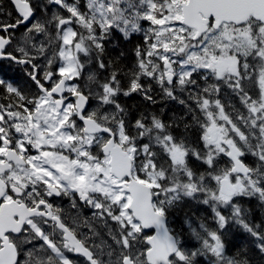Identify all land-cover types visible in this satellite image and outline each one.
<instances>
[{
	"label": "snow or ice",
	"instance_id": "1",
	"mask_svg": "<svg viewBox=\"0 0 264 264\" xmlns=\"http://www.w3.org/2000/svg\"><path fill=\"white\" fill-rule=\"evenodd\" d=\"M12 4L15 21L0 22V59L30 68L38 91L29 95L0 79L10 100L0 104V264H81L72 253L87 264H197L198 256H210V264H250L225 254L223 230L233 223L255 237L264 253V231L247 222L249 209L239 203H264V0ZM50 4L67 15H47ZM0 14L12 16L3 6ZM21 26L25 31L13 45L7 33ZM114 32L126 40L144 35L128 72L105 59ZM40 36L45 39L37 43ZM40 56H46L43 68L34 62ZM93 62L108 72L102 82L96 71L85 72ZM122 76L129 78L126 90ZM142 77L154 80L169 99H178L177 89L187 91V100L178 102L191 123L144 114L133 123L117 98L142 92L155 103ZM222 86L246 115L227 95L222 102ZM92 99L99 104L90 110ZM193 127L199 129L195 140L188 134ZM249 155L251 164L245 162ZM62 195L74 196L73 208L78 197L96 210L94 218L114 221L108 234L117 247L104 241L89 246L76 221L70 227L63 210L49 202ZM185 198L208 205L216 224L211 229L201 221L197 231L186 221L200 242L194 250L170 227L169 213Z\"/></svg>",
	"mask_w": 264,
	"mask_h": 264
},
{
	"label": "trees",
	"instance_id": "2",
	"mask_svg": "<svg viewBox=\"0 0 264 264\" xmlns=\"http://www.w3.org/2000/svg\"><path fill=\"white\" fill-rule=\"evenodd\" d=\"M3 1L7 5V12H11L12 16L9 17L6 14H1L0 21H9L10 23H13L15 21L14 17L16 16V13L11 8V5L7 0ZM9 7L10 11L8 9ZM105 59L106 61H117V66L121 68L124 72H128L129 69H132L133 65L136 62L134 50H132V45L130 46L129 43H122L118 47L108 48V46H106ZM19 71L20 72H18L16 69L12 70L11 67H7L4 69L3 75L7 78L8 81H15L17 76L19 78L20 76H22V80H24V82H30L27 74L22 72L21 70ZM99 72L100 74L106 76L108 75V72L105 70H99ZM128 80L129 78L127 76L121 77V84L122 87L125 88V90L128 86ZM141 83L144 84L146 88L148 87V85H151V91L148 94L152 96L155 103L145 99L144 94L142 92H134L129 96H124L121 94L119 98V103L122 107L127 110L129 118L133 121V123L136 118H139L140 114H144L145 116L156 115L163 119L165 122L169 123L172 122L174 118L185 117V120L191 123V117L186 116L185 105H182L178 102L179 99L187 100V91L181 92L178 89L175 90V94L177 95L178 99L173 100L165 96L160 86L154 80L142 77ZM32 86L33 85L29 86L31 90H33ZM188 103L191 104L193 108H195L194 103H192L191 101H188ZM197 115H199L198 112ZM179 131H183V125H181ZM188 134L193 140H195L199 135V129L193 127ZM195 163L196 162L193 161V164ZM240 204L242 205V207L249 209L248 215L246 216L247 222L253 225H260L261 230L264 231V203H261L256 198H243ZM198 210L199 209L197 208V206H195L191 199L185 198L184 202L178 205V208L175 207L169 213L172 218L178 221L177 230L185 239H188L190 237V232L188 231V223H186V221H188L190 217L193 218L194 213H198ZM232 243L233 247L239 245V248H235L237 251L239 250V259L246 258L250 262V264H264V253H261L260 250L257 248V242L255 241V238L251 236L250 233L246 232L245 230L239 231V240L238 238H234ZM229 245H231L230 240Z\"/></svg>",
	"mask_w": 264,
	"mask_h": 264
},
{
	"label": "flooded vegetation",
	"instance_id": "3",
	"mask_svg": "<svg viewBox=\"0 0 264 264\" xmlns=\"http://www.w3.org/2000/svg\"><path fill=\"white\" fill-rule=\"evenodd\" d=\"M0 6H3V8L5 9V11L7 12V5L5 3H2L4 2L3 0H0ZM9 2V4L11 5V8L14 10V6L12 4V0H7ZM43 3L46 4V0H42ZM2 3V4H1ZM84 3V0H81V4L83 5ZM9 5V6H10ZM9 11H10V7L8 8ZM56 11H61L63 14L67 15L66 12H63L62 9L59 8L58 5H55V4H50V5H47V15H51L52 12H56ZM17 14V13H16ZM0 17H1V14H0ZM142 26L143 27H147V23L146 22H142ZM23 31H25V28H22ZM52 31L54 32V29H52ZM3 34V33H1ZM122 43H129L130 46L132 45V50H134V55H135V48L140 45V46H143L144 44V35L143 33H134L129 39H125L123 37V35L119 32H114L112 37L109 38V40L106 42V46L109 47H118L120 44ZM126 46V45H125ZM10 50H12L14 52V54H17L19 55L18 53H15V50H14V47L13 48H10ZM35 54V53H33ZM51 55V51H49L46 56H50ZM46 56H40L38 57L37 60H35L34 62L37 63L38 65L41 66V68H43L45 65H46ZM7 67H11L12 70L13 69H16L18 72H20L19 70H21L22 72L26 73L28 71H31L30 68H28L27 70H25L24 66H21V65H18L16 64L15 62L13 61H10V60H6V59H2L0 60V79H3L5 80V76L3 75V71L5 68ZM89 68H92V67H97V64L95 62H93L91 65L87 66ZM21 68V69H20ZM55 68H56V65L54 64L53 65V68L52 70L55 71ZM17 75V74H16ZM40 75H42V72L40 73ZM28 76V75H27ZM105 77V76H104ZM97 78H98V75H97ZM23 77L20 76V78L17 76L15 81L12 83L14 86H18L20 87L22 90H24L27 94L29 95H32V94H35L37 93V87L36 85L32 82V80L28 77L29 81L30 82H24V80H22ZM99 79V78H98ZM7 81V80H5ZM9 82V81H7ZM43 82V81H42ZM11 83V82H10ZM32 86L33 90H31L29 88V86ZM97 91H99V89L97 88L96 89ZM5 90L2 86H0V104H7L10 102L9 99H6L5 98ZM99 104V101L98 100H95V99H92L90 100L89 102V109L91 110L92 108H95L97 107ZM104 110H109L111 111L110 107L105 105L104 106ZM33 153L35 150H31ZM254 157H249V158H245L246 161L248 160H251L252 163L254 161ZM73 199H74V196H54V197H51L49 198V202L53 203L54 206L56 207H59L60 209L63 210V217L65 219V222L68 223V225L70 227H75L76 225L72 224V220L74 219L76 221V224L79 225V227L77 228V232L78 234H80L81 238L83 236H87L89 237V240H88V244L89 246L93 245V244H100L98 241H95L93 236H91L89 233L91 230L90 228H88L87 224H85V219L83 218V214H82V209H88V207L86 206V204L83 202V201H80L78 199V197H75V203H76V207L73 208L72 207V203H73ZM199 209V208H198ZM205 209V210H203ZM89 218V217H88ZM198 219V221H197ZM192 224V227L193 228H196V227H199V223L202 221L204 222L207 226H213L214 229L216 227V224L213 220V213H212V210L210 207H203V208H200L198 210V213H194V217L191 218L190 217V220H189ZM88 223L90 221H87ZM102 226L104 227L105 229V232H104V235L105 237L111 241L113 243V247H117L111 236H109V229H112L110 227V224H109V220H107V222H105V220L102 221ZM45 231H48L50 230V225H45L43 226ZM98 226L94 227V231H97ZM224 231V243L226 242L225 244V248H226V252L225 254L229 257H237L239 259V250L237 251L235 248H239V245L236 246V247H233V240L234 238H238L239 240V224L236 225V224H230ZM235 233V234H233ZM149 234H151V230L149 231ZM228 234V235H227ZM229 240H230V244L229 245ZM227 241H228V246H227ZM37 247H39V244L42 243V241H37L35 242ZM107 244H109L108 242H106ZM31 247V246H29ZM200 247V244H197V243H193L191 248L192 250H194L195 248H198ZM71 257L75 258V259H78L81 264H87L86 260L81 257V256H77L75 255V253H72V254H69ZM197 260V264H210V260H211V257L210 256H198L196 258Z\"/></svg>",
	"mask_w": 264,
	"mask_h": 264
},
{
	"label": "rangeland",
	"instance_id": "4",
	"mask_svg": "<svg viewBox=\"0 0 264 264\" xmlns=\"http://www.w3.org/2000/svg\"><path fill=\"white\" fill-rule=\"evenodd\" d=\"M2 3H5V2H2ZM179 90V89H178ZM225 92L226 91H222V93H221V98H222V102H224V97H225ZM232 102V104L235 106V108L236 109H238L240 112H243L245 115L247 114L246 113V110L243 108V106L242 105H240V103L239 104H235L233 101H231ZM111 109V108H110ZM111 110H113V109H111ZM226 111H230V109H228L227 108V106H226ZM146 142V141H145ZM247 163V162H246ZM87 207H88V209H82V214H83V218L86 220V221H90L89 223L87 222V223H85V224H87L89 227H90V229L91 230H89L90 231V235L91 236H93V237H95L94 238V240L95 241H98L100 244H101V242L102 241H104V242H108L110 245H112L113 246V243L111 242V241H109L106 237H105V235H104V232H105V229H104V227L102 226V221L103 220H105V219H101V218H94L93 217V213L96 211L95 209H92L91 208V206H89V205H86ZM85 213H87V214H85ZM224 214L225 215H228L229 214V212H228V210H224ZM89 217V218H88ZM109 224H110V227L112 228V230H115V228H116V224H115V222L114 221H111V220H109ZM235 224V223H234ZM236 225H238V224H236ZM96 226H98L97 227V231H94V227H96ZM180 238H181V240H182V237L180 236ZM191 239L189 240L190 242H197V239H195V237H193V235H191V237H190ZM182 245L186 248V249H189V250H192V248L189 246V245H187V244H185V243H182Z\"/></svg>",
	"mask_w": 264,
	"mask_h": 264
}]
</instances>
